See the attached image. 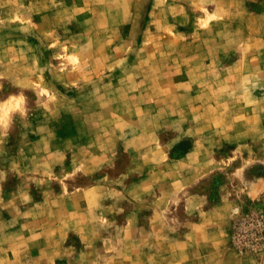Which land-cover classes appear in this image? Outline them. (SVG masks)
Wrapping results in <instances>:
<instances>
[{
	"label": "rangeland",
	"instance_id": "rangeland-1",
	"mask_svg": "<svg viewBox=\"0 0 264 264\" xmlns=\"http://www.w3.org/2000/svg\"><path fill=\"white\" fill-rule=\"evenodd\" d=\"M0 264H264V0H0Z\"/></svg>",
	"mask_w": 264,
	"mask_h": 264
}]
</instances>
